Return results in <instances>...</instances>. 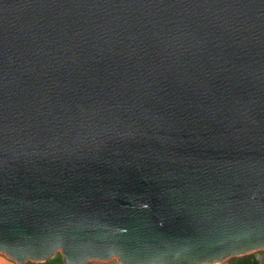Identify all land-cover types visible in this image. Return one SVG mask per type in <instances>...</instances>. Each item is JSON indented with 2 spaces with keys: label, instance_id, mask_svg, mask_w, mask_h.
Returning <instances> with one entry per match:
<instances>
[{
  "label": "water",
  "instance_id": "obj_1",
  "mask_svg": "<svg viewBox=\"0 0 264 264\" xmlns=\"http://www.w3.org/2000/svg\"><path fill=\"white\" fill-rule=\"evenodd\" d=\"M259 252L264 0H4L0 255Z\"/></svg>",
  "mask_w": 264,
  "mask_h": 264
},
{
  "label": "trees",
  "instance_id": "obj_2",
  "mask_svg": "<svg viewBox=\"0 0 264 264\" xmlns=\"http://www.w3.org/2000/svg\"><path fill=\"white\" fill-rule=\"evenodd\" d=\"M264 255V252H259L257 254L247 255L239 258H234L226 262L225 264H263L261 260V256ZM26 264H33V263H26ZM42 264H57L52 262V260H49ZM63 264V263H58Z\"/></svg>",
  "mask_w": 264,
  "mask_h": 264
},
{
  "label": "rangeland",
  "instance_id": "obj_3",
  "mask_svg": "<svg viewBox=\"0 0 264 264\" xmlns=\"http://www.w3.org/2000/svg\"><path fill=\"white\" fill-rule=\"evenodd\" d=\"M51 260H52V262L57 263V264L58 263H62V259H61L60 255H56ZM261 260H262V262L264 264V255L261 256ZM0 264H4V263L2 261H0ZM13 264H15V263H13ZM89 264H102V263H89ZM105 264H117V263H116V261H111V262L105 263Z\"/></svg>",
  "mask_w": 264,
  "mask_h": 264
},
{
  "label": "crops",
  "instance_id": "obj_4",
  "mask_svg": "<svg viewBox=\"0 0 264 264\" xmlns=\"http://www.w3.org/2000/svg\"><path fill=\"white\" fill-rule=\"evenodd\" d=\"M0 261H2L4 264H13V262L11 263L10 260H8L6 257H4L3 255H0Z\"/></svg>",
  "mask_w": 264,
  "mask_h": 264
},
{
  "label": "snow or ice",
  "instance_id": "obj_5",
  "mask_svg": "<svg viewBox=\"0 0 264 264\" xmlns=\"http://www.w3.org/2000/svg\"><path fill=\"white\" fill-rule=\"evenodd\" d=\"M3 2H4V0H0V5H2V4H3Z\"/></svg>",
  "mask_w": 264,
  "mask_h": 264
}]
</instances>
